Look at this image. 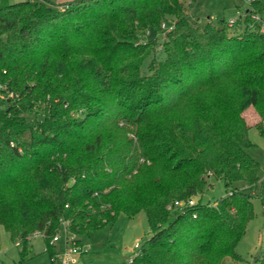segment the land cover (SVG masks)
<instances>
[{"label":"trees","instance_id":"16d2710c","mask_svg":"<svg viewBox=\"0 0 264 264\" xmlns=\"http://www.w3.org/2000/svg\"><path fill=\"white\" fill-rule=\"evenodd\" d=\"M187 1L0 0V226L13 239L43 232L53 259L63 222L83 244L143 211L150 238L114 264L241 260L247 188L260 182L264 206L243 116L253 107L264 134V31L251 21L264 0L236 33L200 26ZM211 178L230 190L204 204Z\"/></svg>","mask_w":264,"mask_h":264},{"label":"rangeland","instance_id":"374dc122","mask_svg":"<svg viewBox=\"0 0 264 264\" xmlns=\"http://www.w3.org/2000/svg\"><path fill=\"white\" fill-rule=\"evenodd\" d=\"M22 0H9L16 3ZM187 11L191 16L199 18L200 26L211 22L219 25L222 21L229 23L235 20L236 23L230 27V32L244 31V18L249 10L247 0H192L187 1ZM163 34L159 35L164 40L170 25L164 27ZM153 38L151 35L143 38V41ZM35 117V115H31ZM243 116L249 126L248 137L252 146L247 149L248 154L259 163L258 176L260 180L264 177V134L258 128L260 117L253 107L248 108ZM214 185L202 197V203H214L230 190L220 179L211 178ZM234 187L246 189L244 182H237ZM254 208V218L249 222L246 234L237 244L236 252L241 260L227 259L224 264H260L262 250L264 247V206L260 200V182L252 188H247ZM195 203L198 198L194 199ZM151 236L149 219L145 212H140L135 218L128 219L120 216L111 227L107 226L91 234L90 237H83V244L89 247L86 254L77 256L78 264H114L127 262L130 257L139 251V248ZM138 246V247H137ZM46 241L40 235H32L25 246L21 239L12 238L3 226H0V264H63L62 256L65 253V234L60 232V239L55 244L56 258L51 259L45 251ZM83 255V256H82ZM80 257H82L80 259Z\"/></svg>","mask_w":264,"mask_h":264},{"label":"built area","instance_id":"2783aa9c","mask_svg":"<svg viewBox=\"0 0 264 264\" xmlns=\"http://www.w3.org/2000/svg\"><path fill=\"white\" fill-rule=\"evenodd\" d=\"M248 3H250V0H247ZM251 21H252V25L256 24V23H261V31H264V19L261 18L258 14H253L251 16ZM236 23L235 20H231L228 25L230 27H232V24ZM164 27H166V25H163ZM172 29V26L169 27V31ZM188 205H194L195 201L194 199H191L187 202ZM176 206H181L182 203L176 202L175 203ZM69 223L67 221L62 223V228L60 230V232H64L65 234V253L63 254L62 258V262L63 264H78V259L77 256L81 255L82 253L86 252L89 250V247L85 246L84 244H80L79 243V237L73 233H71L68 229ZM60 232L55 235L51 241H50V245L51 246H55V244L59 241L60 239ZM35 235H40L43 238L45 237L43 232H35ZM32 234V235H34ZM31 235V236H32ZM138 247V246H137ZM56 258L55 257L52 259L54 260Z\"/></svg>","mask_w":264,"mask_h":264},{"label":"crops","instance_id":"0c3cea01","mask_svg":"<svg viewBox=\"0 0 264 264\" xmlns=\"http://www.w3.org/2000/svg\"><path fill=\"white\" fill-rule=\"evenodd\" d=\"M48 2H52V3H56V4H64V3H68L70 1H74V0H46ZM248 11V10H247ZM246 11V12H247ZM82 257H80L81 259ZM80 262V260L78 259V263Z\"/></svg>","mask_w":264,"mask_h":264}]
</instances>
